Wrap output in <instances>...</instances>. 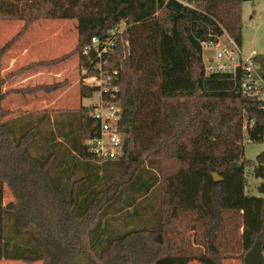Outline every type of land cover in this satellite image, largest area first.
I'll use <instances>...</instances> for the list:
<instances>
[{
  "label": "trees",
  "instance_id": "obj_1",
  "mask_svg": "<svg viewBox=\"0 0 264 264\" xmlns=\"http://www.w3.org/2000/svg\"><path fill=\"white\" fill-rule=\"evenodd\" d=\"M246 1L0 0V21H23L16 36L0 41V261L228 264L234 257L218 242L240 228L242 264L257 240L264 252V151L254 162L244 157L245 139L264 141V102L233 89L228 75H205L201 59V41L221 33L219 23L242 44ZM53 19L76 21L77 44L34 66L78 55L83 98L95 90L84 79L98 62L106 61L105 76L118 71L112 85L126 139L114 160L98 163L88 144L100 128L93 106L54 119L45 110L39 120L5 106L12 93L66 85L4 90L8 49L34 22ZM94 37L100 49L112 40L102 59L95 50L84 54ZM255 59L264 74V54ZM245 120L253 121L247 130ZM248 166L261 179L259 195L247 188ZM213 172L222 179L215 181ZM157 187L155 204L149 196ZM187 227L203 229L204 252L183 249Z\"/></svg>",
  "mask_w": 264,
  "mask_h": 264
},
{
  "label": "crops",
  "instance_id": "obj_2",
  "mask_svg": "<svg viewBox=\"0 0 264 264\" xmlns=\"http://www.w3.org/2000/svg\"><path fill=\"white\" fill-rule=\"evenodd\" d=\"M78 38L74 21L38 20L34 22L8 49L3 59V75L7 76L4 90L50 85L66 82L52 92L12 93L4 101L5 106L19 114L32 116L47 110L52 119L62 110L92 106L90 97L81 96V69L78 55L58 64H39L58 58L72 51ZM88 99L89 103H84ZM42 116L35 118L38 119ZM17 117V116H16ZM241 233H242V228Z\"/></svg>",
  "mask_w": 264,
  "mask_h": 264
},
{
  "label": "built area",
  "instance_id": "obj_3",
  "mask_svg": "<svg viewBox=\"0 0 264 264\" xmlns=\"http://www.w3.org/2000/svg\"><path fill=\"white\" fill-rule=\"evenodd\" d=\"M221 33H209L210 39L201 41V59L205 75L224 74L232 81L233 89L239 93L264 102V74L261 65L256 61L255 52L247 57L243 54L240 43L232 36L224 26ZM94 37L92 43L84 48V54L96 51L97 57L102 59L112 47V40L103 41ZM105 62L95 65V73L88 75L84 69L85 84L95 87L90 98L93 101V109L90 115L100 122L97 136L88 141L94 158L98 163L114 160L124 154L126 134L120 131L119 122L122 114V105L117 100L112 79L117 76L114 70L108 76L104 75ZM112 91V97L107 98L106 93ZM114 91V92H113ZM253 121L245 120L244 130L252 126Z\"/></svg>",
  "mask_w": 264,
  "mask_h": 264
},
{
  "label": "rangeland",
  "instance_id": "obj_4",
  "mask_svg": "<svg viewBox=\"0 0 264 264\" xmlns=\"http://www.w3.org/2000/svg\"><path fill=\"white\" fill-rule=\"evenodd\" d=\"M242 13H243V33H242V51L243 54L247 57H250L253 52L256 54H264V0H251L242 3ZM162 12H160V15ZM54 21H62L67 20L69 22L75 20L72 19H53ZM23 26V21L20 20H1L0 21V41L2 44H5L9 40H11L14 36H16ZM124 31V24H121L119 28V32L121 33ZM84 103H89L88 99L84 100ZM79 108L76 109H67L62 110L60 112H75ZM20 112V111H19ZM43 111H37L33 113L31 116L32 118L39 117ZM28 119V118H27ZM22 120V119H21ZM246 138V137H245ZM264 151V141L253 142L251 140L244 141V157L247 160L254 162L256 157L259 153ZM253 166H248L246 168V177L248 181V190L255 195H259L257 190V185L260 184L261 179L256 178L253 172ZM160 187H157L153 192L150 194V198L154 199V203L156 204V199L160 197ZM11 198L10 192L6 190L5 201H9ZM159 200V199H158ZM185 221H189L191 223L192 216L186 217ZM183 225H186V222L182 223L181 228ZM231 225L228 226V229H231ZM186 234L182 236L188 239V243L184 244L183 249H188L189 251L193 252H204L203 246V229L199 227V230L196 233L189 232L188 227L186 229ZM228 232V231H226ZM197 234L195 238L194 235ZM240 234L241 229L234 233H228L220 238L218 245L220 248H223L227 254L233 255L234 258L228 260V264H242L241 261V254L242 250L240 246ZM189 235V236H188ZM196 240V241H194ZM0 264H43L41 260L35 262H26L23 260H2ZM159 264H171L169 260H163L159 262ZM173 264H213L210 260L201 259V260H193V261H183L177 260Z\"/></svg>",
  "mask_w": 264,
  "mask_h": 264
},
{
  "label": "water",
  "instance_id": "obj_5",
  "mask_svg": "<svg viewBox=\"0 0 264 264\" xmlns=\"http://www.w3.org/2000/svg\"><path fill=\"white\" fill-rule=\"evenodd\" d=\"M215 181H220L222 177L217 173L213 172ZM245 264H264V252L262 248V241L257 240L253 247L246 253L244 257Z\"/></svg>",
  "mask_w": 264,
  "mask_h": 264
}]
</instances>
